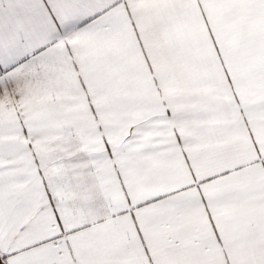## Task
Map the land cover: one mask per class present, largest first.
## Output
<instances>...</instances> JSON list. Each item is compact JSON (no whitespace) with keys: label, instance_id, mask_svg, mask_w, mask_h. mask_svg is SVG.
<instances>
[{"label":"snow or ice","instance_id":"1","mask_svg":"<svg viewBox=\"0 0 264 264\" xmlns=\"http://www.w3.org/2000/svg\"><path fill=\"white\" fill-rule=\"evenodd\" d=\"M0 264H264V0H0Z\"/></svg>","mask_w":264,"mask_h":264}]
</instances>
